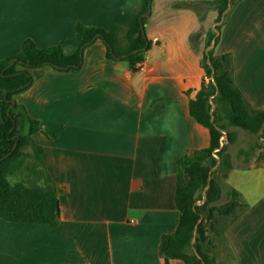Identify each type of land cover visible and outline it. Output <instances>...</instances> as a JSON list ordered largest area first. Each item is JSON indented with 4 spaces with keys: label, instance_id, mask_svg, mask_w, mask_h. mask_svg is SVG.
Returning a JSON list of instances; mask_svg holds the SVG:
<instances>
[{
    "label": "crops",
    "instance_id": "obj_1",
    "mask_svg": "<svg viewBox=\"0 0 264 264\" xmlns=\"http://www.w3.org/2000/svg\"><path fill=\"white\" fill-rule=\"evenodd\" d=\"M211 1L150 0L144 32L152 45L141 71L106 59L96 39L84 48L77 72L44 67L15 96L42 129L32 140L57 188L61 228L0 220V264H164L160 238L175 231L179 215L176 161L209 145L188 103L204 79L206 33L217 17ZM139 2L0 0V60L17 54L25 39L72 54L79 43L75 23L125 27ZM214 50L232 55L236 86L252 108L264 110V0L238 2ZM262 149L240 150L239 165L231 156L223 182L245 208L223 226L221 246L214 242L208 250L214 264H264Z\"/></svg>",
    "mask_w": 264,
    "mask_h": 264
},
{
    "label": "trees",
    "instance_id": "obj_2",
    "mask_svg": "<svg viewBox=\"0 0 264 264\" xmlns=\"http://www.w3.org/2000/svg\"><path fill=\"white\" fill-rule=\"evenodd\" d=\"M149 1L140 0L137 11L125 27L115 25L103 29L75 23L73 30L79 43L72 54H65L59 45L38 48L30 39H25L17 54L0 60V220L61 228L57 188L43 164L42 147L32 140L42 129L39 122L16 103L15 96L39 78L44 67L77 72L84 48L96 39L104 44L106 59L124 61L135 71L152 45L144 32L147 17L139 21L148 11ZM239 1L212 0L208 4L217 11V17L213 28L206 33L208 50L201 58L204 79L194 100L189 101L188 111L192 119L208 130L209 145L176 161L174 203L179 215L175 231L160 238L158 252L164 264L173 259L184 264H214V257L208 253L213 247L208 230L214 229L217 218L232 219L245 208L239 192L222 180L232 167L227 147L236 143V130L256 135L259 141L263 139L264 110L252 108L236 86L232 55H218L214 50L222 25ZM194 39L192 36L191 40ZM222 136L226 143L221 146ZM256 146H260L259 143ZM214 153L218 160L214 159ZM21 170L26 171L27 178L11 184L7 176ZM207 183L202 199L198 194ZM223 193L226 202L219 204ZM197 200L202 203L196 205Z\"/></svg>",
    "mask_w": 264,
    "mask_h": 264
},
{
    "label": "rangeland",
    "instance_id": "obj_3",
    "mask_svg": "<svg viewBox=\"0 0 264 264\" xmlns=\"http://www.w3.org/2000/svg\"><path fill=\"white\" fill-rule=\"evenodd\" d=\"M213 107V106H212ZM237 131V140L236 143L232 144V145H228L227 147V152L232 156V160L234 163L236 164H242V162L244 161L245 157L243 154H240L239 151H245V153L247 155L250 154H255L257 152V150L259 149V146H256L257 143H259V145L261 147H264V142H258V136L253 135V134H248L242 130H236ZM221 145H224L226 143V139L223 136L222 140L220 141ZM264 150V149H262ZM214 159L218 160V156L214 153L213 154ZM27 178V173L25 170H21L13 175L7 176V180L13 184L15 182H19V181H24ZM222 180H224V178H222ZM203 198V192L198 194ZM226 201L221 200L219 202V204H224ZM202 203V200H197L196 201V205H200ZM229 218L227 219H222V218H217L216 221V225L214 227V229H210L208 230V235L210 240L212 241V244L218 243V245L221 246V230L223 228V226L225 225V223L227 222ZM214 245V244H213ZM218 257V261L220 260V258H222L221 256H219V254L217 255ZM224 262L228 263L230 261L229 256L226 254H224Z\"/></svg>",
    "mask_w": 264,
    "mask_h": 264
},
{
    "label": "water",
    "instance_id": "obj_4",
    "mask_svg": "<svg viewBox=\"0 0 264 264\" xmlns=\"http://www.w3.org/2000/svg\"><path fill=\"white\" fill-rule=\"evenodd\" d=\"M149 13H150V1H149V3H148V11H147L145 14H143V15H141V16L139 17V21L141 22V20H142L143 18L147 17ZM211 46H213V43L211 44ZM211 46H210V47H211ZM207 50H208V48L206 49V51H207ZM125 57H126V56H123V58H125ZM210 104H211V107H212V106H213V103L210 102ZM221 146H222V145H221ZM210 172H211V171H210ZM210 172H209V174H210ZM210 179H211V177L209 176V178H208V183H209ZM208 183H207V185L205 186V188H204V190H203V198H202V199H204V194H205V190H206L207 187H208ZM198 222H199V221H198ZM198 222H197V224H198ZM197 224H196L195 227H194V234H195V231H196ZM193 241H194V237L192 238L191 243H193ZM194 253H195V255H197V253H196L195 250H194Z\"/></svg>",
    "mask_w": 264,
    "mask_h": 264
},
{
    "label": "built area",
    "instance_id": "obj_5",
    "mask_svg": "<svg viewBox=\"0 0 264 264\" xmlns=\"http://www.w3.org/2000/svg\"><path fill=\"white\" fill-rule=\"evenodd\" d=\"M144 62V61H143ZM143 62H141V63H139V64H137L136 65V67H135V69L137 70V71H141V70H143V68H144V63ZM222 138H223V136L220 138V141L222 140ZM221 144V143H220Z\"/></svg>",
    "mask_w": 264,
    "mask_h": 264
}]
</instances>
